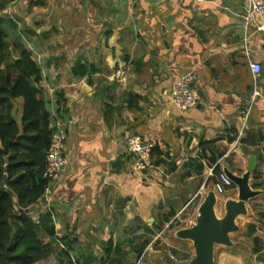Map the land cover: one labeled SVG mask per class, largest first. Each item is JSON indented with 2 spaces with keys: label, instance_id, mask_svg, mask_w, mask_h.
<instances>
[{
  "label": "crops",
  "instance_id": "crops-1",
  "mask_svg": "<svg viewBox=\"0 0 264 264\" xmlns=\"http://www.w3.org/2000/svg\"><path fill=\"white\" fill-rule=\"evenodd\" d=\"M80 4L77 15L85 18H77L73 55L40 63L52 121L67 136L68 166L38 211L55 228L59 258L156 264L162 247L188 264L192 243L174 241L167 230L193 226L220 172L242 176L254 157L251 186L261 195L238 219L235 247L217 249L216 260L264 264V32L258 18L246 30L247 0ZM251 63L262 67L257 82ZM77 65L88 68L85 75ZM189 73L201 101L183 111L172 91ZM135 134L155 144L153 167L143 172L128 151ZM237 196L233 187L218 198L223 204Z\"/></svg>",
  "mask_w": 264,
  "mask_h": 264
},
{
  "label": "trees",
  "instance_id": "trees-1",
  "mask_svg": "<svg viewBox=\"0 0 264 264\" xmlns=\"http://www.w3.org/2000/svg\"><path fill=\"white\" fill-rule=\"evenodd\" d=\"M5 8L0 0V13ZM22 38L18 24L0 14V264H74L67 253L61 254L66 261L59 258L55 228L38 212L55 123L41 87L43 69ZM73 70L85 75L88 68ZM32 208L37 219L23 212Z\"/></svg>",
  "mask_w": 264,
  "mask_h": 264
},
{
  "label": "rangeland",
  "instance_id": "rangeland-1",
  "mask_svg": "<svg viewBox=\"0 0 264 264\" xmlns=\"http://www.w3.org/2000/svg\"><path fill=\"white\" fill-rule=\"evenodd\" d=\"M4 1H6V8L1 11V16L8 20H14L18 24L19 31L23 33L22 41L24 45L32 49L39 64L42 63L44 65V61L53 56L56 57L62 54L73 55V38L74 36H78L76 32V27L78 26L76 24L77 18L80 17L79 21L84 20L83 17L85 18L84 14L77 15V6L80 1V5L83 7L82 3L85 0H77L78 3L75 6L74 0ZM85 22L87 25V21ZM74 23L76 24L75 28L73 26ZM92 33L95 34V31H92ZM84 35L89 36V30L87 28L82 29V34L80 35L81 42L85 39ZM199 199L196 198V201ZM221 208L220 201L217 208L220 216L224 215V211ZM178 230H180L179 227L168 229L166 235H171L174 241L178 240L175 237ZM45 241H48V239H45ZM223 248L225 247H218L217 249L222 250ZM160 249L161 252L154 260L156 264H166L168 260L177 264L176 260L172 258V254L166 252L162 247ZM180 251H177L176 254H180ZM49 264L58 263L57 260L53 259Z\"/></svg>",
  "mask_w": 264,
  "mask_h": 264
},
{
  "label": "built area",
  "instance_id": "built-area-1",
  "mask_svg": "<svg viewBox=\"0 0 264 264\" xmlns=\"http://www.w3.org/2000/svg\"><path fill=\"white\" fill-rule=\"evenodd\" d=\"M256 18L259 19V25L256 27L257 31L264 32V0H247V8L244 15L247 31L254 24ZM250 67L257 82L261 77L262 67L257 63H251ZM196 80V75L189 73L175 81L172 101L178 109L186 111L200 104V96L195 88ZM254 95L259 97L260 93L256 90ZM66 142L67 136L62 127L56 122L55 132L46 156L47 166L43 176L48 183L45 196L51 193L53 186L59 181L62 172L68 166V158L65 154ZM127 144L128 151L134 157V168L136 171L143 172L153 167L155 144L152 141H147L135 134L128 139ZM233 187L236 188L233 181L224 172H220L214 184L217 196H224L227 190ZM197 197L198 195L195 196L194 200Z\"/></svg>",
  "mask_w": 264,
  "mask_h": 264
},
{
  "label": "water",
  "instance_id": "water-1",
  "mask_svg": "<svg viewBox=\"0 0 264 264\" xmlns=\"http://www.w3.org/2000/svg\"><path fill=\"white\" fill-rule=\"evenodd\" d=\"M256 170V159L250 157L247 172L238 176L227 168L223 172L233 181L237 190V199H227L221 204L224 215L218 214L219 198L214 190H210L198 209L195 224L180 229L175 237L184 242L192 243L195 256L188 264H218L216 249L218 247L234 248L232 236L241 231L237 223L241 217L248 216L247 204L261 195L251 186V177ZM36 209L23 211L26 214L35 213ZM166 264H174L166 261Z\"/></svg>",
  "mask_w": 264,
  "mask_h": 264
}]
</instances>
